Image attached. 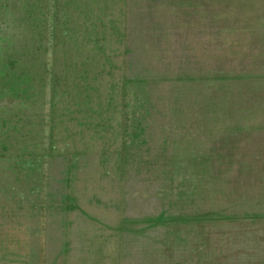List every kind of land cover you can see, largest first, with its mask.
Segmentation results:
<instances>
[{
    "label": "rangeland",
    "instance_id": "rangeland-1",
    "mask_svg": "<svg viewBox=\"0 0 264 264\" xmlns=\"http://www.w3.org/2000/svg\"><path fill=\"white\" fill-rule=\"evenodd\" d=\"M156 1L0 0V264H264V29Z\"/></svg>",
    "mask_w": 264,
    "mask_h": 264
},
{
    "label": "crops",
    "instance_id": "crops-1",
    "mask_svg": "<svg viewBox=\"0 0 264 264\" xmlns=\"http://www.w3.org/2000/svg\"><path fill=\"white\" fill-rule=\"evenodd\" d=\"M156 3L164 6L165 12L178 15L167 20L174 25L165 23L161 27H216L215 22H221L233 24H220V27L264 29V0H157ZM151 13L153 17L161 16L158 21L166 19L164 14ZM215 14L222 16L216 17Z\"/></svg>",
    "mask_w": 264,
    "mask_h": 264
},
{
    "label": "trees",
    "instance_id": "trees-1",
    "mask_svg": "<svg viewBox=\"0 0 264 264\" xmlns=\"http://www.w3.org/2000/svg\"><path fill=\"white\" fill-rule=\"evenodd\" d=\"M17 67V66H16Z\"/></svg>",
    "mask_w": 264,
    "mask_h": 264
}]
</instances>
